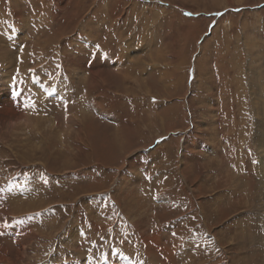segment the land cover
<instances>
[{"label":"rangeland","instance_id":"rangeland-1","mask_svg":"<svg viewBox=\"0 0 264 264\" xmlns=\"http://www.w3.org/2000/svg\"><path fill=\"white\" fill-rule=\"evenodd\" d=\"M5 102L0 264H264V0H0Z\"/></svg>","mask_w":264,"mask_h":264},{"label":"bare ground","instance_id":"bare-ground-1","mask_svg":"<svg viewBox=\"0 0 264 264\" xmlns=\"http://www.w3.org/2000/svg\"><path fill=\"white\" fill-rule=\"evenodd\" d=\"M115 9V8H114ZM133 11V10H132ZM96 14V13H95ZM76 15V14H75ZM169 20H170V18H169ZM99 26V25H98ZM158 57H160V56H158ZM81 58V57H80ZM103 58H104V56H103ZM77 59V58H76ZM101 60V59H100ZM78 61V60H77ZM106 61V60H105ZM114 61V60H113ZM79 62V61H78ZM106 62H104V64H105ZM116 64V63H115ZM135 64V63H134ZM83 68H85L84 66H85V64H82L81 65ZM117 66V65H116ZM110 68V67H109ZM85 69H87V68H85ZM106 68L104 67V66H102L101 65V63H97V62H93L91 65H90V67H89V70L88 71H90L91 72V75H92V80L90 81V84H89V88L92 90V89H95L94 87H95V85L98 83H100V85H102V83L104 84V83H108V81L109 80H105V79H102L101 77H99L98 76V72H101V71H103V70H105ZM125 71V70H124ZM108 72V71H107ZM165 72V71H164ZM135 73V72H134ZM133 73V74H134ZM85 74V73H84ZM97 74V75H96ZM126 75V74H125ZM128 75V74H127ZM126 75V76H127ZM126 76H124V79L125 78H127ZM137 77V76H136ZM128 79V78H127ZM141 84V83H140ZM99 86V85H98ZM141 87V86H140ZM146 89V88H145ZM6 90V89H5ZM61 90V89H60ZM147 90V89H146ZM98 91V90H97ZM51 94V93H50ZM10 98V97H9ZM13 102H15L16 100H12ZM8 102H5V105L3 106V104H2V106L4 107V110H0V121H3V122H5V123H7V126L8 127H11V128H13L12 127V125L16 122V118L18 117L17 116V113H16V111L15 110H12L11 108H9V106H8ZM1 107V106H0ZM12 107V106H11ZM2 108V107H1ZM13 108H15V107H13ZM11 109V110H10ZM39 112H40V109H39ZM84 112V111H83ZM3 116H5V118L3 117ZM25 116V115H24ZM27 117V116H26ZM82 117V116H81ZM85 117V116H84ZM91 117V116H90ZM89 117V118H90ZM30 118V117H29ZM76 118V117H75ZM91 119V118H90ZM26 120H29V119H26ZM58 121V120H57ZM58 124H59V122H58ZM32 125H34V124H32ZM40 126V124L38 123V122H36V127H39ZM32 127V126H31ZM126 129V128H125ZM78 133H82L81 131H79ZM81 135V134H80ZM258 158H259V165L261 166V168H260V174H264V172H263V170H264V166L262 165V161H263V156H262V153H260L259 155H258ZM231 174V173H230ZM235 177H237V176H235ZM256 178H258L259 179V181L257 180L256 182H258V183H263V181H264V179L262 178V177H256ZM244 182V181H243ZM255 182V183H256ZM249 185H251L250 186V189H253L254 187H253V183L251 182V181H249V182H247V181H245L244 183H242V186H244V187H249ZM259 187V186H258ZM35 195V194H34ZM39 197V196H38ZM32 198V197H31ZM35 200V199H34ZM29 201V200H28ZM32 201V200H31ZM39 201V200H38ZM36 202V201H35ZM34 202V203H35ZM43 202V201H42ZM39 203V202H38ZM20 204V203H19ZM22 204V203H21ZM14 205V204H13ZM25 205V204H24ZM20 206V205H19ZM14 208H16V205L14 206ZM6 213V212H5ZM1 222V221H0ZM2 223V222H1ZM0 223V224H1ZM3 224V223H2ZM5 228V227H4ZM0 230H1V228H0ZM4 230V229H3ZM8 231V230H7ZM12 236H13V234H12ZM2 238V237H1ZM8 239H10V238H8ZM2 243L3 242H0V251H2L1 250V247H2ZM5 244H6V242H4ZM14 248V247H13ZM17 250V249H16ZM144 252L146 253V257L145 258H149V257H151L150 255H149V252H150V248L148 249H146V248H144ZM18 253V252H17ZM2 254H1V252H0V256H1ZM4 256V255H3ZM0 259H5L6 261L7 260H9V259H7L6 257H0ZM124 258L122 257L121 258V260H123ZM121 260H119V261H121ZM159 263V261L158 260H155V259H151V261H150V263L149 264H158Z\"/></svg>","mask_w":264,"mask_h":264}]
</instances>
